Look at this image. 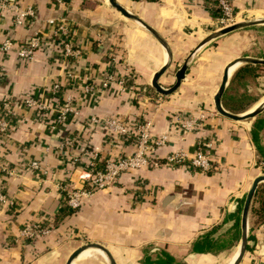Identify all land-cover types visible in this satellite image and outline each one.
Instances as JSON below:
<instances>
[{
	"label": "crops",
	"instance_id": "0c3cea01",
	"mask_svg": "<svg viewBox=\"0 0 264 264\" xmlns=\"http://www.w3.org/2000/svg\"><path fill=\"white\" fill-rule=\"evenodd\" d=\"M116 1L167 43L171 63L158 78L164 88L173 83L174 71L195 45L214 31L211 0ZM230 2L243 20L264 17V0ZM20 3L36 10L29 24L12 26L9 11L0 14V44L4 39L11 42L8 50L0 51V118L9 120L6 131L0 132V192L6 197L0 204V264H64L70 252L86 242L103 246L114 264H229L238 252L244 195L253 178L262 174V159L250 138L251 124L262 112L232 120L216 112L213 96L229 61L239 56L264 58V24L208 40L190 58L178 87L161 95L150 81L166 62V53L107 0H66L58 6L52 0ZM50 18L61 20L65 31L47 23ZM34 34L40 45L29 59L19 58L17 48ZM64 43L75 53L65 56ZM243 64L232 67L222 95ZM257 72L242 82L237 77L229 91L260 94L245 111L264 99V73ZM26 97L45 108L26 106ZM66 102L71 111L62 124H55ZM92 116L115 118L129 135L108 133L89 121ZM183 117L196 119L189 131L181 127ZM144 119L150 120L152 134L169 135L151 153L154 163L123 172L79 208L61 211V184L85 168L95 152L101 161L130 154L134 124ZM69 138H74L73 145L64 146ZM199 142L210 143L212 169L164 163L169 152H190ZM258 142L264 150V126ZM31 160H39L44 173L24 168ZM9 168L13 173L8 174ZM251 206L252 199V238L239 264H264V220L249 230ZM28 221H43L51 230L43 237L23 239L19 228ZM73 264L107 262L93 249Z\"/></svg>",
	"mask_w": 264,
	"mask_h": 264
},
{
	"label": "built area",
	"instance_id": "2783aa9c",
	"mask_svg": "<svg viewBox=\"0 0 264 264\" xmlns=\"http://www.w3.org/2000/svg\"><path fill=\"white\" fill-rule=\"evenodd\" d=\"M53 3L58 6L63 4L64 0H52ZM212 11L217 12L218 16L213 18L214 30L231 25L238 21H243L244 18H240L239 13H235L232 10L230 0H211ZM2 11H9L11 14L12 26H24L29 24L36 15L35 8L30 4L21 5L20 0H0V14ZM49 24H55L56 30L61 32L65 31V28L61 24V20L50 18L46 20ZM10 40L4 39L0 44V51L5 52L10 47ZM40 45L39 36H28L23 44L16 50V55L19 58L29 59L34 49ZM75 53L67 43L63 44V54L65 56ZM110 79V76H108ZM89 87V86H88ZM88 87H84L87 89ZM26 106H34L37 109H44L45 106L37 102L32 97H26L24 99ZM6 105H4L5 108ZM71 111L69 102H66L61 106L60 110L55 116L54 123L62 124L65 120L66 113ZM7 117V115H5ZM203 118V115H200ZM91 123L101 124L108 133L116 134L119 136H128L129 130L124 127L115 118H107L99 120L95 116L89 118ZM194 117H183L181 119V127L183 130L189 131L195 122ZM9 120L7 118H0V132H5L8 128ZM150 120L136 121L134 124L135 141L134 150L127 155L117 158L98 160L96 152L93 157L86 164L85 168L76 170L73 173V177L67 178V180L61 184L63 190V203L69 209H77L81 206L83 201L93 192L103 190L112 186L117 177L123 172H127L133 169H141L150 163H154L151 160V153L154 152L158 146L165 144L168 141L169 135L167 133H161L154 135L150 131ZM74 138L65 140L64 146L71 147L73 145ZM209 142H199L192 151H184L176 149L164 156V163L168 165H180L202 171H207L213 168L211 160L209 158ZM77 159L72 158L75 162ZM24 168L33 171L35 173H44V169L40 165L39 160L29 161ZM3 169L6 170L5 166ZM8 174L13 173V170L9 168ZM6 202L5 195L0 192V204ZM44 221V220H43ZM40 221L25 222L19 228V236L26 240H32L36 237H43L49 233L51 226L47 223Z\"/></svg>",
	"mask_w": 264,
	"mask_h": 264
},
{
	"label": "water",
	"instance_id": "95a60500",
	"mask_svg": "<svg viewBox=\"0 0 264 264\" xmlns=\"http://www.w3.org/2000/svg\"><path fill=\"white\" fill-rule=\"evenodd\" d=\"M107 3L109 6L114 8L121 16L131 19L134 22L138 23L146 32H148L157 42L158 44L162 47L164 52L166 53V62L159 68L154 75L152 76V79L150 81L151 87L157 92L158 94L161 95H166L171 92H173L179 85L180 81L183 79L184 74L186 72L188 63L190 61V58L194 54V52L204 43H206L208 40L213 39L215 37H218L222 34L231 32L233 30H237L240 28L252 26V25H257V24H264V17H257L249 20H243V21H238L236 23H233L231 25L222 27L220 29L214 30L207 34L204 38H202L193 48V50L184 58L182 63L179 65V67L174 71L173 77L174 81L169 87H162L158 84V78L164 73V71L169 67L171 63V52L170 49L165 42V40L147 23H145L141 18L133 14L132 12L128 11L126 8L121 6L116 0H107ZM238 63H247V64H262L264 65V58H256V57H250V56H239L231 61H229L227 64L222 69L221 77H220V82L217 87L216 93L213 96V105L216 110V112L224 117H227L232 120H245L249 118H253L256 115H258L260 112L264 110V99L257 104L253 109L250 111H245L241 113H232L227 110H225L220 103L222 93L226 87L227 83V76H228V70L230 67H233L234 65ZM264 181V173L259 174L253 178L251 181V184L249 188L247 189L242 206H241V211H240V239L238 242V252L234 260L231 262V264H239L241 261L244 252L246 251L247 248V242H248V210H249V205L253 196V193L258 185V183ZM88 247H93L99 249L106 258L107 264H114L109 252L100 244L95 243V242H86L77 248H75L68 257L66 258L64 264H70L72 260L85 248Z\"/></svg>",
	"mask_w": 264,
	"mask_h": 264
},
{
	"label": "trees",
	"instance_id": "16d2710c",
	"mask_svg": "<svg viewBox=\"0 0 264 264\" xmlns=\"http://www.w3.org/2000/svg\"><path fill=\"white\" fill-rule=\"evenodd\" d=\"M66 1V0H64ZM213 18L218 16L217 12L212 13ZM262 69V72H264V65H252V64H243L240 67H238L233 74L231 75L229 79V83L227 85V88L222 95L221 99V105L222 107L232 113H241L247 109V107L252 104L254 101L253 98H249V96H245V94H230L229 91H231L233 82L235 79H238L240 82L245 80V78H255L258 75L257 70ZM257 99V98H256ZM255 99V101H256ZM264 126V117H256L250 128V138L253 142L256 150L261 156L262 162H264V150L260 146L258 142V132L259 130ZM69 208L63 203L61 207V211H67ZM250 226L249 230H251L254 225L257 223H260L264 220V181L260 182L253 194L252 197V206L250 208ZM252 235H248V239H251Z\"/></svg>",
	"mask_w": 264,
	"mask_h": 264
},
{
	"label": "rangeland",
	"instance_id": "374dc122",
	"mask_svg": "<svg viewBox=\"0 0 264 264\" xmlns=\"http://www.w3.org/2000/svg\"><path fill=\"white\" fill-rule=\"evenodd\" d=\"M260 31H262V53L264 54V27H262V30H260ZM264 72H262V74H263ZM263 91V90H262ZM263 93V92H262ZM260 96V94H254V95H250L249 96V98H253V99H256V98H258ZM260 115L262 116V117H264V110L262 111V113H260ZM259 170L261 171V173H264V163L262 162V164L261 165H259ZM263 223V222H262ZM260 224V223H259ZM258 224V225H259ZM248 234H249V232H248Z\"/></svg>",
	"mask_w": 264,
	"mask_h": 264
},
{
	"label": "bare ground",
	"instance_id": "6f19581e",
	"mask_svg": "<svg viewBox=\"0 0 264 264\" xmlns=\"http://www.w3.org/2000/svg\"><path fill=\"white\" fill-rule=\"evenodd\" d=\"M123 17V16H122ZM125 18V17H124ZM136 23V22H135ZM136 24H138V23H136ZM139 25V24H138ZM140 26V25H139ZM231 69H232V67H230L229 68V70H228V73L231 71ZM93 249H95V250H97V251H99L100 253H102L99 249H97V248H93V247H88V248H85V249H83L73 260H72V262L70 263V264H73V263H75L76 261H77V259H78V257L82 254V253H84L85 251H88V250H93ZM103 254V253H102ZM104 255V254H103ZM237 255V254H236ZM236 255L234 256V258L236 257ZM105 256V255H104ZM234 258H232L231 260H230V263L234 260ZM229 263V264H230Z\"/></svg>",
	"mask_w": 264,
	"mask_h": 264
}]
</instances>
